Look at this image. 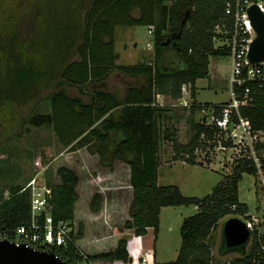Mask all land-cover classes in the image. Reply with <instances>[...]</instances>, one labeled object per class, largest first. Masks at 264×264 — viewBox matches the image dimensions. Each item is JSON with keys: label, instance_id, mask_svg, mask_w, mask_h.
Returning <instances> with one entry per match:
<instances>
[{"label": "trees", "instance_id": "16d2710c", "mask_svg": "<svg viewBox=\"0 0 264 264\" xmlns=\"http://www.w3.org/2000/svg\"><path fill=\"white\" fill-rule=\"evenodd\" d=\"M227 1L0 0V117L10 114L14 105L31 104L46 96L50 111L31 115L30 123L51 126L64 147L89 136L91 140L85 147L88 153L98 155L102 166L111 168L115 160L129 166L132 193L127 209L129 218L123 224L129 234L121 235L112 249L87 254L76 244L82 237L80 223L70 233L66 246L53 250L66 264L84 259L130 264V235L143 236L151 227L156 238L160 210L168 205H193L197 212L181 223L176 259L154 264H212L208 241L212 230L225 217L248 213V206L238 197L242 174H257L255 165L248 159L234 160L232 171L203 197L185 196L175 185L158 184L161 141L171 144L173 160L195 165L202 164L195 155L196 148L207 146L200 136L212 138L214 130L205 125L206 117L202 122L193 117L189 119L191 137L185 143L177 139L173 127L170 131L167 127L162 130L160 120L169 108L158 105L156 95L166 94L178 100L182 86L187 85L192 115L208 107L214 113L219 111L222 103L200 104L192 97L196 80L208 75L210 57L229 55L226 46L216 47L213 40L216 25L230 28L231 18L225 14ZM134 10L138 13H133ZM49 22L55 24L50 31ZM118 24L153 27L151 62L116 63L119 54L115 51L114 31ZM170 51L180 64L178 67L164 66V61L171 59ZM74 54L77 59L71 58ZM112 71L137 82L129 84L119 96L102 87ZM65 82L76 86L79 94L69 95ZM89 83L96 87L88 90ZM241 111L248 127L264 129L261 103L242 107ZM46 151L41 149L33 155L34 174L52 159V151L51 155ZM260 160L264 174V157L260 156ZM55 174L59 182L48 179L52 188L51 215L55 222L62 220L74 226L76 186L80 177L66 165L58 166ZM24 185L11 186L9 195L0 193V227L30 222V194L28 189L22 190ZM102 199L101 192L92 194L89 202L92 212L100 209ZM234 250L239 255L228 264H264L256 234L246 249ZM223 251L231 249L221 246L220 252Z\"/></svg>", "mask_w": 264, "mask_h": 264}, {"label": "rangeland", "instance_id": "374dc122", "mask_svg": "<svg viewBox=\"0 0 264 264\" xmlns=\"http://www.w3.org/2000/svg\"><path fill=\"white\" fill-rule=\"evenodd\" d=\"M48 24H50L49 31L55 28L54 23ZM114 35L115 51L119 54L116 63L135 64L152 61L153 48L149 47L152 43V33L149 34L146 25L118 24L115 26ZM169 55L171 59L165 60L164 66L178 67L180 64L171 51ZM71 58L78 57L74 54ZM231 62L230 55L210 57L208 75L198 78L195 82V96L192 98L196 103L221 104L228 101L230 96L228 76ZM134 82L137 80L119 71H112L101 86L121 96L125 87ZM64 85L69 95L79 94L76 86L66 82ZM95 85L89 83L87 89L91 90L96 87ZM82 97L86 99V96L82 95ZM161 98L160 105L163 104L162 106L169 108L165 117L160 120L161 129L167 127L170 131L173 127L176 130L177 139L182 143L187 142L191 137L189 122L191 117L195 121H202L206 117L203 115L206 112L207 117L210 116V107L192 115L189 106L181 105L177 99L167 96ZM186 98L190 100L189 95ZM49 111L50 106L45 96L35 99L31 104L14 105L10 114L0 117V193L3 196L9 195L11 186H22L32 177L33 155L36 152L41 149L47 150V153L52 151V159L44 167L49 180L59 182L55 171L60 165L73 168L80 176L78 199L74 207L77 214L74 215V230L78 229L80 223L83 230L82 237L78 239L80 241L76 243L77 246L87 254L112 249L121 235L129 234V231L123 227L124 221L129 218L127 213L129 187L125 163L115 160L111 168L102 166L98 156H91L92 154L89 155L87 149H84L85 144L91 140L89 136L83 137L71 147H64L57 141L51 126L46 124L35 126L30 123L31 115ZM158 156V184L175 185L185 196L203 197L210 193L212 188L232 171L233 167V159H229V153L216 152L209 155V159L205 161L208 164L202 162V164L192 165L182 160H173L172 146L165 140L161 141ZM200 159L203 161L201 156ZM96 190L102 191L105 198L102 199L100 209L93 213L88 203L90 195ZM238 197L239 201L248 206L249 213L264 217V189L259 174H242L238 184ZM163 207L159 214L156 238L151 227L144 235L145 246L156 250L157 260L160 263L176 259L181 243V223L185 217L197 212L193 205ZM227 218L229 217L218 222L208 239L212 252V264H228L231 258L239 255L237 250L220 252L222 225ZM131 237L132 235L130 239ZM133 243H130V248L133 247ZM96 264H99V261H96Z\"/></svg>", "mask_w": 264, "mask_h": 264}, {"label": "built area", "instance_id": "2783aa9c", "mask_svg": "<svg viewBox=\"0 0 264 264\" xmlns=\"http://www.w3.org/2000/svg\"><path fill=\"white\" fill-rule=\"evenodd\" d=\"M257 4L264 13V0H230L226 2L225 14L231 18L230 28L223 25L215 26L213 37L216 47L226 46L232 57L231 68L228 76L229 99L222 103L219 111L214 113L211 108L210 116L205 118V125L214 130L212 138L202 134L207 146L196 148L197 160L202 162L209 159L214 153H229V159H248L253 162L260 175L264 189V174L260 156L264 157V129H251L242 115L241 108L261 103L264 106V60L251 63L247 59L249 45L254 38V30L247 15V8ZM153 27L149 26L148 32L152 33ZM152 47V43L149 47ZM182 96L178 103L190 106V97L187 85L182 86ZM206 110V109H204ZM203 111V110H202ZM202 122V121H201ZM207 162H205L206 164ZM208 164V163H207ZM28 189L30 194L31 220L11 228L0 227V240H8L15 245H24L34 250L53 251L55 248L64 247L70 240V233L74 230L68 222L53 220L51 215L52 188L48 183L45 169L37 171L25 183L22 190ZM234 208V207H233ZM244 221L250 231V242L253 234L259 237L260 251L264 257V217L251 213L237 215ZM249 242V243H250ZM85 253V252H84ZM83 257L85 258V254ZM138 249L131 252L133 261L138 264ZM73 264H96L95 260L84 259Z\"/></svg>", "mask_w": 264, "mask_h": 264}, {"label": "water", "instance_id": "95a60500", "mask_svg": "<svg viewBox=\"0 0 264 264\" xmlns=\"http://www.w3.org/2000/svg\"><path fill=\"white\" fill-rule=\"evenodd\" d=\"M189 10L185 12V22ZM247 15L254 30L247 59L251 63L264 60V13L257 4L247 8ZM179 35V33H178ZM169 40L166 41L168 43ZM250 242V231L242 219L237 216L227 218L222 225L221 246L234 250L246 249ZM0 264H66L54 251L34 250L24 245H15L8 240H0Z\"/></svg>", "mask_w": 264, "mask_h": 264}, {"label": "crops", "instance_id": "0c3cea01", "mask_svg": "<svg viewBox=\"0 0 264 264\" xmlns=\"http://www.w3.org/2000/svg\"><path fill=\"white\" fill-rule=\"evenodd\" d=\"M133 13H135V14H137L138 13V11L137 10H134V12ZM147 26V28H149V26L148 25H146ZM149 34H151L150 32H149ZM119 59V58H118ZM118 59H116V61L118 60ZM136 64V63H135ZM127 87V86H126ZM125 87V88H126ZM124 91H125V89H124ZM124 93V92H123ZM165 96H167V97H170V96H168V95H166V94H161V93H159V94H157L156 95V103L158 104V105H160V100L162 101V98L161 97H165ZM163 105V104H162ZM77 142V140L72 144V145H74L75 143ZM71 145V146H72ZM70 146V147H71ZM84 149L86 150V148H85V146H84ZM87 151V150H86ZM88 153V152H87ZM89 155H91L90 153H88ZM91 156H98L97 154H93V155H91ZM125 168L127 169V178H128V192H129V202H130V200H131V193H132V189H131V186H130V184H129V166L127 165V164H125ZM76 171V170H75ZM77 172V171H76ZM78 173V172H77ZM79 175V174H78ZM80 177V176H79ZM79 182H80V179H79ZM79 182H78V184H77V186H76V190L78 189V186H79ZM96 191H98V192H101V194L103 195V199L105 198V196H104V194H103V192L102 191H100V190H96ZM96 191H93L92 192V194L94 193V192H96ZM77 192H78V190H77ZM92 194L90 195V198H89V202H90V199H91V196H92ZM78 199V198H77ZM77 201V200H76ZM75 204H76V202H75ZM89 204V203H88ZM128 206H129V204H128ZM166 207V206H165ZM195 208H196V206H194ZM164 208V207H163ZM162 208V209H163ZM90 209V208H89ZM93 213H95V212H93ZM127 213H128V211H127ZM74 215H77L76 214V210H75V208H74ZM132 235V234H131ZM131 239H133V240H131ZM131 239H129L128 240V249H129V251L130 252H132L133 251V249L134 248H137L138 249V253H137V257H138V264L140 263V264H154V262H157V263H160V262H158V260H157V253H156V250L155 249H153L152 247H149V246H145V244H144V242H145V236L143 235V236H135V235H132V237H131ZM78 241H80V240H78L77 239V242ZM131 242H134L133 243V247H131L130 248V243ZM136 243V244H135ZM135 244V245H134ZM86 249H88L89 247L86 245ZM93 253H95V252H90V254H93ZM131 254V253H130ZM131 259H130V261L129 262H131V261H133V257H130ZM96 261H99V264H111V262H108V261H104V260H96ZM137 264V263H136Z\"/></svg>", "mask_w": 264, "mask_h": 264}]
</instances>
